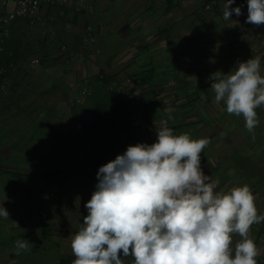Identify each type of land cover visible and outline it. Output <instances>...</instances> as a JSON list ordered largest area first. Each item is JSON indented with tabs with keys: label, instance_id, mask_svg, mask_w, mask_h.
<instances>
[{
	"label": "crops",
	"instance_id": "0c3cea01",
	"mask_svg": "<svg viewBox=\"0 0 264 264\" xmlns=\"http://www.w3.org/2000/svg\"><path fill=\"white\" fill-rule=\"evenodd\" d=\"M225 3L90 0L72 7L44 0L35 27L26 18L12 23L9 37L0 38V205L9 212V218L0 217V264H72L75 259L71 237L88 215L85 204L96 190L97 172L114 152L121 155L130 146L104 123L101 111L85 108L104 79L111 88L133 91L136 116L154 142L162 121L175 135L208 138L202 170L220 181L216 191L247 184L258 214H264V206H258L264 192L242 176L252 177L243 160L251 167L254 149L264 150V105L256 109L253 138L243 116L229 114L223 101L216 103L211 88L213 73L227 74L250 58L260 57L264 75V25L246 22L247 0H234L231 8L240 7L242 14L225 21ZM11 7L9 0H0V15ZM144 76L150 81L133 89V79ZM183 87L186 92L176 91ZM83 88L90 91L85 101L69 107V95ZM194 88L204 91L194 95ZM76 122L82 123L81 132ZM261 156L255 154V161ZM233 157L239 167L228 166ZM259 230L251 226L250 237L263 255ZM232 237L234 248L241 237ZM17 240H27L29 250L17 255ZM120 258L134 264L131 255Z\"/></svg>",
	"mask_w": 264,
	"mask_h": 264
},
{
	"label": "clouds",
	"instance_id": "9594fccd",
	"mask_svg": "<svg viewBox=\"0 0 264 264\" xmlns=\"http://www.w3.org/2000/svg\"><path fill=\"white\" fill-rule=\"evenodd\" d=\"M226 0L225 21L242 14ZM246 22L264 25V0H247ZM215 102L243 116L253 134L256 109L264 105L260 57L238 62L227 74L211 75ZM168 119H172L169 115ZM152 144L127 147L97 172L96 190L85 204L88 215L71 237L72 264H257L260 253L250 237L251 226L264 221L249 185L216 191L220 181L205 175L201 153L208 138L175 135L162 121ZM0 217L9 212L0 205ZM241 240L233 248L232 234ZM16 254L29 250L27 240L15 241Z\"/></svg>",
	"mask_w": 264,
	"mask_h": 264
},
{
	"label": "trees",
	"instance_id": "16d2710c",
	"mask_svg": "<svg viewBox=\"0 0 264 264\" xmlns=\"http://www.w3.org/2000/svg\"><path fill=\"white\" fill-rule=\"evenodd\" d=\"M108 81H110V79H104L101 86L92 90L85 102V108L90 109L91 106H94V111H101L104 116V123L111 125V128H115L121 132L125 141L130 145H135L137 143H154L150 131L141 126L140 118L136 116L135 111L139 108L138 105H136L133 94H131V89L129 92H120L116 88H111L110 85H108ZM149 81L150 77H136L133 79L132 88L134 89L136 87L138 89L141 85ZM119 137L121 138L120 135ZM117 155H119V153L114 152L113 160ZM263 158L264 157L261 156L258 159V164L255 169L253 167L254 165L249 167L250 162L248 159L243 160V169H245L246 174L248 173L247 175L251 174L252 176L256 171L259 177L258 182H260L258 184L264 188ZM260 225L261 227L258 228L260 229L258 231L259 238L264 236V221H262Z\"/></svg>",
	"mask_w": 264,
	"mask_h": 264
},
{
	"label": "built area",
	"instance_id": "2783aa9c",
	"mask_svg": "<svg viewBox=\"0 0 264 264\" xmlns=\"http://www.w3.org/2000/svg\"><path fill=\"white\" fill-rule=\"evenodd\" d=\"M12 3V7L5 13L0 15V38L4 41L10 35V28L12 23L20 18H26L31 27H35V17L39 14L40 8L44 0H9ZM50 3L59 6H72L78 7L80 4L89 5L90 0H48ZM214 3V2H213ZM66 51V47H63ZM35 63V61L33 62ZM122 92L123 88H117ZM90 94L87 88L80 89L78 93H71L68 97L69 105L71 108H75L82 104L86 97ZM75 129L79 132L82 131L83 125L81 122L75 123ZM90 149V145L87 146Z\"/></svg>",
	"mask_w": 264,
	"mask_h": 264
},
{
	"label": "rangeland",
	"instance_id": "374dc122",
	"mask_svg": "<svg viewBox=\"0 0 264 264\" xmlns=\"http://www.w3.org/2000/svg\"><path fill=\"white\" fill-rule=\"evenodd\" d=\"M172 75H174V73L172 72ZM132 85V84H131ZM179 85H181V87L182 86H184L185 84L183 83V82H179ZM132 87V86H131ZM130 87V88H131ZM198 88H199V86H198ZM125 89V87H123V90ZM128 90V92H129V89H127ZM176 91H178V93H180V92H186V87H183V88H178ZM202 91H204L202 88H200L199 90L198 89H196V88H194V92H195V94L194 95H197L198 93H202ZM132 93H133V91H132ZM69 107H71L70 105H69ZM222 120V119H221ZM224 122V120H222V123ZM245 122V121H244ZM225 123V122H224ZM212 126H213V124L211 123V125H210V127L209 128H212ZM221 128H224L223 127V125L221 126ZM205 133H207L208 134V132L206 131V129L205 130H203V133L202 134H204L205 135ZM222 133H224V131H222ZM263 136L262 137H264V134H262ZM197 139H199V138H197ZM260 142H264V138H263V140L261 139V141ZM123 143V141L121 142V144ZM88 146V145H87ZM129 145H126V148L125 149H127V147H128ZM90 150H91V145H90ZM256 150L254 149V152H253V154H252V156L254 155V159H253V164H254V169L257 167V162L255 161V154H259V155H261L262 153H263V155H264V150H261L260 148H259V150L257 151V153L255 152ZM204 152V151H203ZM245 153V152H244ZM244 153H243V155H244ZM208 155V154H207ZM242 155V156H243ZM203 159L201 158V161H202ZM234 161H236L235 160V157H233V160H231V162L229 161L228 162V166H237V167H239V164L237 163V162H239V160L236 162V164H235V162ZM262 161V160H261ZM263 161H264V158H263ZM240 163V162H239ZM203 164H205V163H201V168H202V166H203ZM237 167H236V169H237ZM209 169V168H208ZM243 170H245V169H243ZM215 171H216V169H215ZM248 174V173H247ZM242 176H243V178H245V179H252L253 180V183H254V185L257 187V190H258V192H260V193H262V192H264V188L261 186V185H259L258 183H260V182H258L259 181V177L257 176V174H256V171H255V173H254V175L252 176V177H250V175L247 177L245 174H242ZM235 177H237V176H235ZM238 177H239V175H238ZM264 186V185H263ZM262 194H264V193H262ZM261 197V196H260ZM259 204L260 205H258V206H264V200H263V198L261 197V198H259ZM261 211H259V213H260ZM262 213H260L259 215H261ZM262 215H264V214H262ZM261 223H259V224H254V225H252V228H254L255 226L257 227V228H259V227H261V225H260ZM264 239V237H262V240ZM264 251V250H263ZM256 260H257V264H264V254L263 255H261V254H259L256 258H255Z\"/></svg>",
	"mask_w": 264,
	"mask_h": 264
}]
</instances>
